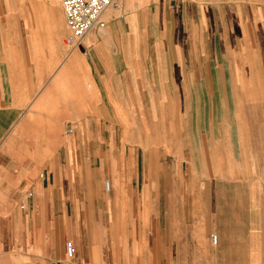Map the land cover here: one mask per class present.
<instances>
[{
    "label": "crops",
    "instance_id": "1",
    "mask_svg": "<svg viewBox=\"0 0 264 264\" xmlns=\"http://www.w3.org/2000/svg\"><path fill=\"white\" fill-rule=\"evenodd\" d=\"M105 21L71 52L57 0H0V264H264V0Z\"/></svg>",
    "mask_w": 264,
    "mask_h": 264
},
{
    "label": "built area",
    "instance_id": "2",
    "mask_svg": "<svg viewBox=\"0 0 264 264\" xmlns=\"http://www.w3.org/2000/svg\"><path fill=\"white\" fill-rule=\"evenodd\" d=\"M123 0H61L69 32L65 37V44L69 47H78L85 36L95 29L106 27L104 14L111 7H117ZM74 131L68 129L69 133ZM105 186L110 190L112 183L106 180ZM24 207V205H22ZM213 242H217L218 236H212ZM67 255L72 258L77 251L75 243L70 240L66 243Z\"/></svg>",
    "mask_w": 264,
    "mask_h": 264
},
{
    "label": "rangeland",
    "instance_id": "3",
    "mask_svg": "<svg viewBox=\"0 0 264 264\" xmlns=\"http://www.w3.org/2000/svg\"><path fill=\"white\" fill-rule=\"evenodd\" d=\"M58 1V3L60 4V6H61V8H62V10H63V13H64V9H63V5H62V2H61V0H57ZM127 2L129 1V0H126ZM113 10V7H111V8H109L108 9V12L110 13L111 11ZM107 15V14H106ZM104 18H105V15H104ZM70 50L71 52L72 51H74V50H76L77 49V47H69V48H67L66 50ZM86 84H88V81H86ZM237 90V89H236ZM256 90V94H257V91H258V89L256 88L255 89ZM238 91H239V95L240 96H246V89L245 88H240V89H238ZM236 93H237V91H236ZM238 94V93H237ZM34 108V110H36L38 113H40L39 112V108L36 106H34L33 107ZM45 110H43V112H44ZM49 114H51V113H49ZM35 117L37 118L38 116L36 115H34L33 113H31L30 114V118H31V123H33L34 124V127H33V125H32V127H31V129L30 130H28V128L26 129L28 132H30L31 133V135L30 136H27V135H24L23 134V129H22V125L20 124V126H18V128H16V129H14L9 135H8V138H9V141H10V144H11V146L12 145H14V146H17V147H19V146H21L22 144H23V142H24V140H23V138H25L26 140L28 139V140H35V141H38V140H44V145H48V143H46L47 141H46V137H44V136H39L38 134H37V132H38V126H39V122H38V120H36L35 119ZM67 127H64V128H62L61 129V132H65V129H66ZM6 144H7V142H6ZM243 167V165H241L240 166V171H241V168ZM194 170V175H197V174H199V172L197 173V170L196 169H193ZM198 170H199V168H198ZM208 170L209 169H207V174H208ZM3 170H0V176H1V172H2ZM2 173H5V172H2ZM42 174V171H36V174H35V176L36 177H38V176H40ZM193 174V173H192ZM200 174H202V173H200ZM209 174H210V172H209ZM220 174H223V172H221ZM6 175V174H5ZM27 176V174L25 173V172H22V173H20V180H22V179H24L25 177Z\"/></svg>",
    "mask_w": 264,
    "mask_h": 264
},
{
    "label": "bare ground",
    "instance_id": "4",
    "mask_svg": "<svg viewBox=\"0 0 264 264\" xmlns=\"http://www.w3.org/2000/svg\"><path fill=\"white\" fill-rule=\"evenodd\" d=\"M105 15V14H104Z\"/></svg>",
    "mask_w": 264,
    "mask_h": 264
}]
</instances>
